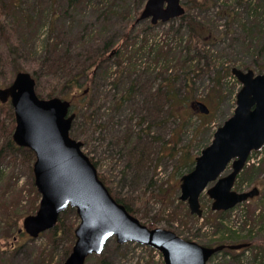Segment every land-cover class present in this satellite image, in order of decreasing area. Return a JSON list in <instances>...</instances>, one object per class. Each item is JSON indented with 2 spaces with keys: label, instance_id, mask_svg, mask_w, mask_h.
I'll return each instance as SVG.
<instances>
[{
  "label": "rangeland",
  "instance_id": "rangeland-1",
  "mask_svg": "<svg viewBox=\"0 0 264 264\" xmlns=\"http://www.w3.org/2000/svg\"><path fill=\"white\" fill-rule=\"evenodd\" d=\"M101 2V6L105 4L107 9L116 3L128 8L124 21H134L131 33L134 32V36L138 33L140 37L137 46L132 39L129 42V53L122 66L111 61L113 66L99 92L100 96L107 90L111 96L103 92L105 97H99V104L103 107L96 118V125L89 126L82 116L83 109H88L87 104L78 108L80 98L72 99H75L72 111L79 114L72 129L78 137L71 133L72 137L84 143L83 151L98 164V172L106 179L112 192L129 203L135 216L143 223L153 222L156 227L172 230L199 244L211 245L224 235V231H231L230 235L235 233L243 237L242 242L250 246L239 251L218 253L208 264H264V148L251 154L234 185L237 192L257 187L259 196L219 215L212 211V200L205 191L200 198L201 218L192 215L187 203L180 200L181 178L194 168L196 158L212 143L217 129L235 112L242 84L232 74V69L264 73V47L261 48L264 44H260L259 29H253L255 23L264 24V0H182L189 17L196 23V31L203 34L201 39L196 35L190 38L181 19L156 26H152L149 20L136 22L145 0L143 3L139 0ZM40 3V0H21L23 9L34 6L40 10L37 5ZM255 7L259 15L257 22ZM95 9L93 5L88 8V15H92ZM3 21H6L5 15L0 14V26ZM116 22L118 24L114 28L110 24L109 27L116 29L113 32L118 36L125 26L119 20ZM33 35L37 36L36 30ZM45 37L46 30L41 29L37 48L43 45ZM146 39L150 44H157L156 53H149L146 47L144 55L130 60L134 56L133 50L142 44L145 47L143 41ZM124 48V43L118 41L115 50ZM6 49L0 33V87L7 86L16 75ZM141 58L146 64L141 68L135 67L133 63ZM125 70L127 72L123 73ZM145 70H155V73L144 75L146 72H142ZM155 75L158 78L155 79ZM133 81L137 86L136 93L130 100L119 104L125 89ZM160 85L162 91L170 89L173 92V99L168 100L155 115L143 112L149 106L147 99L150 93L154 94ZM47 86H41L40 94L46 95ZM197 102L205 104L210 113L204 115L199 107L193 109L192 105ZM1 105L0 119L5 118L8 123L9 111L4 113ZM186 159H189L190 168L185 166ZM21 168L16 166L13 174L19 177L17 187L25 189V200L21 202L22 209H25L29 204L26 197L27 190L31 189V180ZM10 171L8 169L6 173ZM231 171L229 168L222 177ZM23 211L26 213L27 209ZM13 216L16 217L17 213ZM23 219L18 229L23 228ZM4 220L1 215L0 264H64L71 251V237L65 229L56 238L47 231L33 239L25 232L17 233L18 229L8 226ZM65 221L69 224L80 222L73 212L66 216ZM85 264L165 262L157 250L131 242L118 244L115 238H111L103 253L89 256Z\"/></svg>",
  "mask_w": 264,
  "mask_h": 264
},
{
  "label": "water",
  "instance_id": "water-1",
  "mask_svg": "<svg viewBox=\"0 0 264 264\" xmlns=\"http://www.w3.org/2000/svg\"><path fill=\"white\" fill-rule=\"evenodd\" d=\"M185 14L181 0H147L137 20L166 23ZM243 84L237 95L234 115L214 134V139L196 158L194 169L181 179L180 199L188 203L191 214L202 216L200 196L207 190L214 211H228L260 194L233 190L240 172L253 151L264 147V73L232 69ZM85 92H88L86 90ZM0 101L11 102L16 127L14 142L35 154L34 181L41 195L38 211L24 218L23 230L36 239L58 223L67 208L76 210L79 224L76 241L64 264H85L93 254L103 253L108 241L135 242L160 251L165 264H207L225 249L240 250L249 244L207 247L187 240L172 230L149 228L118 202L100 179L97 167L83 150V142L70 135L76 114L71 101L41 98L36 80L29 72H18L7 87H0ZM204 114L207 106L198 102ZM232 163L233 171L221 177ZM216 182L209 189L210 183Z\"/></svg>",
  "mask_w": 264,
  "mask_h": 264
},
{
  "label": "trees",
  "instance_id": "trees-1",
  "mask_svg": "<svg viewBox=\"0 0 264 264\" xmlns=\"http://www.w3.org/2000/svg\"><path fill=\"white\" fill-rule=\"evenodd\" d=\"M41 3L37 4L38 7L29 6L22 8L21 0H0V14L5 15V20L0 26V33L4 37L6 43L7 52L12 62L13 73L20 71H28L36 79V90L40 97L52 98L55 96L62 98H80V105L88 106V109L82 111V116L87 120L89 126L97 124V117L100 115V110L103 105L99 104V97L103 95V92L108 93L111 96V92L105 90L99 96L100 89L104 87V81L107 78V74L112 68V60L115 61L119 67L123 65L127 51V46L131 39L137 46V40H139V34L134 36L131 31L134 29V21L125 23L128 8L115 4L114 7L106 8L105 4L102 6L101 0H40ZM129 2L135 0H128ZM143 3L144 0H139ZM146 1V0H145ZM91 3L88 7L87 5ZM96 7L92 15L90 13L91 7ZM101 6V8H100ZM257 7L255 10L256 22L259 21V15L257 13ZM109 10V11H107ZM131 10V9H130ZM140 11L137 16L139 17ZM137 18V17H136ZM258 19V20H257ZM125 26L117 36L113 29L118 22ZM183 25L187 28L189 37L197 36L203 38V34L195 28V21L189 17L186 13L181 17ZM124 23L126 24H123ZM113 28H110V25ZM46 30V37L43 41V45L37 48V38L40 35V30ZM110 29V30H109ZM253 29L258 30L260 44H264V24L258 22L253 24ZM37 31V36L33 35V31ZM132 37V38H131ZM117 39V40H116ZM147 40V42H146ZM143 41L146 43L145 47H136L133 50L134 56L130 58L137 59L139 56L144 55V51L155 52L157 50V44H150L149 40ZM118 41L124 43L125 48L119 51L115 50ZM130 45V44H129ZM148 48L147 50L145 48ZM262 45L261 48H263ZM127 51V52H126ZM113 53V54H112ZM33 54L34 56H32ZM32 57V58H31ZM137 63V64H136ZM135 67H143L146 62H143V58L138 59L137 62L133 63ZM149 70V69H148ZM145 70L142 72L144 75L154 71L148 72ZM125 70L123 73H126ZM229 74V73H228ZM156 77V75L154 76ZM103 81V82H102ZM47 86L46 95L40 94L41 86ZM8 85V84H7ZM136 84L133 81L131 85L125 89V93L120 98L119 104L130 100L131 97L136 93ZM161 88L157 89L154 94L149 95L147 102L148 107L143 112L148 114H157L158 110L162 109L165 103L173 99V92L162 91ZM89 89L88 93L84 94L86 89ZM151 91V90H149ZM75 100V99H74ZM1 105V104H0ZM3 112L9 111V122L6 123L4 119H0V137L2 143L0 144V214L4 217V221L8 226H13L16 230L18 229L19 222L26 215H31V211L37 210L40 201V194L38 193L33 176V164L35 161V154L28 148L19 147L13 140V131L15 129V115L13 108L10 104L1 105ZM75 105H73V109ZM151 112V113H150ZM78 112L73 124L77 121ZM146 118V116H145ZM144 120V119H143ZM73 124L71 133L73 132ZM143 132L145 129L142 130ZM128 134V133H126ZM72 136V134H71ZM77 138L78 136L75 135ZM187 158V156H185ZM91 160L98 167V164L91 157ZM185 162V166L190 168L189 159ZM8 164V165H7ZM4 165L7 167L5 168ZM16 166L22 167L21 169L28 175L31 180V189L27 190L28 196L26 197L29 201L22 209L21 202L25 200V189L18 188V178L13 173L15 172ZM8 169H11L10 173H6ZM192 168L188 170L190 172ZM8 174V175H7ZM100 175V174H99ZM100 178L108 186V183L104 177L100 175ZM12 184L9 185V182ZM110 189V187L108 186ZM111 193L117 201L124 204L126 208L133 214L134 209L124 199L120 198L119 195H115L110 189ZM16 198V199H15ZM36 206V207H35ZM73 212L78 218L74 209L68 208L64 211L55 226L54 229L48 231V234H52L53 238L63 233L65 229L70 235V248L75 242L74 230L77 223H66V216ZM17 213L14 217L13 214ZM219 215H224L226 212H216ZM0 215V216H1ZM147 225L151 228H155L156 224L148 222ZM19 230L17 233H19ZM231 231H229L230 233ZM224 231L220 237L214 240L213 244H203L206 246H218L223 244H239L243 241V237L233 233L230 235ZM230 235V237H229ZM15 236V234H14ZM13 236V237H14ZM17 237H14V239ZM15 239V240H16ZM243 243V242H242ZM68 250V251H69ZM71 252V251H69ZM232 252V251H225Z\"/></svg>",
  "mask_w": 264,
  "mask_h": 264
}]
</instances>
